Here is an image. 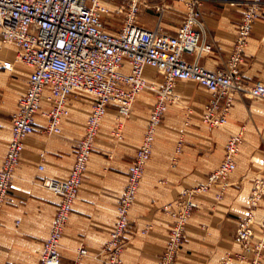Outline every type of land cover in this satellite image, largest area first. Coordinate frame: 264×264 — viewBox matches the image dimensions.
<instances>
[{
	"label": "crops",
	"instance_id": "crops-1",
	"mask_svg": "<svg viewBox=\"0 0 264 264\" xmlns=\"http://www.w3.org/2000/svg\"><path fill=\"white\" fill-rule=\"evenodd\" d=\"M128 1H101L110 10L109 17L105 18L109 30L118 31L123 26V13L119 9ZM139 1L140 24L169 34L178 31L189 5L188 0ZM202 4L200 20L205 40L213 49L202 56L200 62L214 70L224 67L231 54L247 2L204 0ZM8 47L15 50L13 46H3L1 60L6 59ZM242 68L246 82H264V5L246 47ZM29 76L28 70L22 87L18 79L16 81L0 69V168L12 136L11 115L27 89ZM145 76L150 82L160 85L163 82L152 67L146 68ZM186 81H179L176 90ZM210 95L209 91L207 100ZM92 104L90 98L71 97L68 101L70 113L63 118L59 135L42 132L47 119L41 114L36 116V130L25 140L0 218V264H40L44 243L51 233L60 203L59 196L42 182L45 178H68L79 142L85 135ZM149 107L144 97L138 96L118 144L111 140L112 126H100L107 137L95 140L78 199L64 228L60 247L62 264H74L82 247L88 249V255L80 264H105L102 252L115 227L119 198L128 183L130 165L150 120ZM116 109L111 105L107 113H117ZM183 118L171 115L163 120L157 131L151 159L131 210L120 264H158L172 221L163 207L183 190L205 182L221 163L230 134L245 127L237 169L228 180L226 193L219 202L216 194L220 186L215 185L198 197L200 207L188 223L177 264H220L222 258L241 247L235 230L248 206L247 198L255 179L264 175V103L237 94L225 127L209 129L191 112ZM183 134L182 150L177 154ZM41 165L44 169H40ZM263 214L264 207L258 210L259 217Z\"/></svg>",
	"mask_w": 264,
	"mask_h": 264
},
{
	"label": "built area",
	"instance_id": "built-area-1",
	"mask_svg": "<svg viewBox=\"0 0 264 264\" xmlns=\"http://www.w3.org/2000/svg\"><path fill=\"white\" fill-rule=\"evenodd\" d=\"M101 1L0 0V50L3 46H13L16 60L30 71L27 89L12 114V136L0 168V218L25 140L36 130V116L41 114L47 119L42 132L59 135L62 120L70 113L68 101L71 97H87L93 102L85 135L79 142L68 178L43 179L44 186L59 196L60 203L51 233L44 243L40 264H62L60 247L64 228L79 196L100 126L111 105L116 106L119 115L114 134L121 137L125 124L122 120L131 116L139 94L147 88L157 94L148 128L130 166L134 183L120 203L119 218L109 243L110 247L118 248L121 231L127 227L128 202L132 200L139 177L151 158L156 128L163 121L169 104L178 98L176 85L179 81H194L210 91L204 119L212 126L227 124L237 94L264 103V82H246L242 68L246 47L264 0H246L231 54L224 67L214 70L200 62V58L213 49L205 40V29L200 20L204 0H188V10L175 34L142 26L138 17L139 0H129L120 7L119 11L125 15L123 26L118 31H111L104 16L109 8ZM3 67L0 59V69ZM147 67L156 69L162 77L163 82L158 88L147 80ZM243 136L244 130L230 135L218 168L209 174L206 183L186 190L184 204L179 202L175 206L172 213L177 217V226L170 238V246L166 248L168 254H178L181 250L185 225L198 207L196 194L217 183L224 184L225 188V181L237 167ZM40 169L44 166L41 165ZM263 197L264 177H259L248 201L251 210L237 229V238L245 252H250L249 246L254 247L255 241H258L257 253H261L264 247V235L257 239L253 228V209ZM178 211H181L179 216ZM261 225L264 233V219ZM78 252L80 255L88 253L85 247ZM233 263L229 258L221 264ZM250 264L260 262L254 259Z\"/></svg>",
	"mask_w": 264,
	"mask_h": 264
},
{
	"label": "rangeland",
	"instance_id": "rangeland-1",
	"mask_svg": "<svg viewBox=\"0 0 264 264\" xmlns=\"http://www.w3.org/2000/svg\"><path fill=\"white\" fill-rule=\"evenodd\" d=\"M109 14H110V10L104 14L105 18L109 17L108 16ZM122 15H123V23H124L125 15H124V13ZM5 56H6V59H2L1 60L2 61V65L4 66L2 68L3 71H7V74L9 76L15 77L16 81L18 79V81L21 82V84H22V82L25 81V79H26V77L28 75V70H27L26 66L21 64L20 62H18L16 60L15 50L12 47H8L6 49V55ZM152 83H154L153 85L156 88H158L160 86V84H158L157 82H152ZM179 86L180 87H178V89L176 90V94H177L178 98L176 100H174L172 103H170V105L168 107V110H167L163 120H165V118H167V117H170L171 115H175V116L176 115H180V116H182V118L183 117H187L189 112H191V115H195V116L198 115V117L201 120L200 122L202 124L206 125V127L209 128V129H212V128H215V127H225L226 126V125H224V126H212L208 122L205 121V119H204V110H205V104L207 102V98L206 97H208L207 94L209 95V91L205 87L201 86L200 84H198L197 82H194V81L182 82ZM22 87H23V84H22ZM178 92L179 93L181 92V94L179 95ZM139 96H143L146 104H148L150 106L149 110H150V116H151L152 108L155 105V102H156V99H157L156 92L151 90V89H149V88H147ZM84 113H86V112L84 111ZM144 113H146V109H144ZM129 118H127V120ZM118 119H119L118 113L109 112V114L107 113V115L104 117V120H103L102 125H101V126H107L108 128L110 126H112V134H113L112 136L113 137H112V139L111 138L110 139L113 140V143H116V144H118V143H120L122 141V138L124 136V128H125V125H126V122H127V120H122L123 122H125V124H124V127L122 129L123 130L122 133H121L122 136L118 137V136H116L114 134V130H115L114 127L116 126V122H118ZM11 120H12V115H11ZM185 122L188 124L189 120L186 119ZM162 123H163V121L160 123V125ZM148 125H149V123H148ZM160 125H158L157 128H156V132H155V136H154V142H155V137H156V134H157V131H158ZM147 128H148V126H147ZM105 129H107V128H105ZM241 130H245V127H242ZM241 130L232 132L231 134L240 132ZM145 133H144V135H145ZM144 135H143V138H144ZM183 136H184V134L181 135L180 142H179V144H178V146L176 148V153L177 154L182 150L181 149V144H182ZM106 137H107V135H105L104 132L99 130L96 139L99 138L101 140H104V139H106ZM143 138H142V140H143ZM229 139H230V137H229ZM142 140H141V142H142ZM243 141H244V136H243ZM243 141H242V144H243ZM141 142H140V144H141ZM154 142H153V147H154ZM94 144H95V142H94ZM227 144H228V142H227ZM227 144H226V147H227ZM242 144H241V146H242ZM179 146H180V150H178ZM241 146H240L239 155L241 153ZM152 151H153V148H152ZM225 152H226V149H225ZM224 156H225V153H224ZM223 159H224V157H223ZM223 159H222V161H223ZM148 162H147V164H148ZM147 164H146V166H147ZM146 166H145V168H146ZM88 167H89V165H88ZM236 169H237V167H236ZM236 169L232 172V174L236 171ZM87 170H88V168H87ZM129 170H130V168H129ZM144 170H143V172L141 173V175L139 177L138 183L136 184V189H135V192L133 194V198H132V200L130 202H128V207H129L128 208V215H127V220L128 221H127L126 229L121 231V237H120V241L121 242H119V244H121V245L118 248L116 246H111L110 247L109 243H110V240H111V237H112V232L116 228L117 221H118L119 214H120V210H119L120 203L123 202V199H124V197H126L128 189L131 188L133 186V183H134L133 177H130V173H128V183H127V185L125 187L124 192L122 193V195L119 198V202H118V205H117V208H116V223H115V227H114L113 231L111 232L110 239L108 240V242L105 245V247L103 249V252H102V255L104 256L105 264H120L121 263L122 252H123V249H124L125 244H126L125 236H126V233H127L128 229H129V225H130L131 210H132V207H133V205H134V203L136 201V198H137V196L139 194L140 185H141V181H142V178H143ZM215 170H213V171H215ZM208 176H207V178H208ZM230 176L225 181V188H223L224 184L223 185L220 184V183L215 184V185H219L220 186L219 192H217V194H216V199L219 202L222 201V198L224 197V195L226 193L227 184H228V180H229ZM14 177H15V175H14ZM14 177H13V179H14ZM129 177H130V179H129ZM262 177H264V175ZM207 178H206L205 182H203L201 184L206 183ZM42 184H43V182H42ZM201 184H199V185H201ZM199 185H196V186H193V187H190V188H187V189L183 190V192H181L179 194V196L174 201L167 203L163 207V210L167 214L170 215V217L172 218V221H171V224H170V227H169V230H168L167 243H166V246H165L164 250L161 252V254L159 256L158 264H177L178 263L181 251H182V249L184 247V244H185V238H186V231H187L188 223L190 222L191 218L194 216V214L197 212V210L200 207V204L198 202V197L201 194H203L205 192H208L215 185H213L207 191L200 192L199 194H196L195 199H196V201L198 203V207L190 214V218L187 220V224L185 225V231H184L185 232V238L183 239V243L181 245V250H180V252L178 254L176 252L168 254V252H167V249H168L167 246L168 245L170 246V242H171L170 238L173 235V233H174V231L176 229V226H177L176 225L177 224L176 223V218L177 217H175V215L172 212H175V210H176L175 206L179 202L181 204H184V201H185L184 195H186L185 191L186 190L188 191V190H190L192 188H195V187H197ZM253 187H254V185H253ZM252 192H253V188H252V191H251V193L249 194V196L247 198V202L249 201V197L252 195ZM263 203H264V197L261 200V202L258 204V206L253 209L254 210V215H255V223H254V227L253 228H254V233H255V236H256L257 239L260 236L264 235L263 230H262V225H261V223L263 222V219H264V214H263L262 217L258 216V210L264 207ZM249 210H251V209L249 208V205H248L246 207V209H244V211L242 213L241 220L247 216ZM180 212L181 211L177 212L178 216L180 215ZM241 220L239 221V223L241 222ZM239 223H238V225H239ZM238 225H237L236 230H235V237H236V239L239 242L241 247L235 253L227 254L224 258H222V260L220 261V264L222 263L223 260L229 259V258H231L232 262H234L233 264H250L254 259H255V261L259 260L260 264H264V247L262 248L261 253H257V251L255 249H256V246L258 245L257 244L258 241H255L254 244L251 242L255 246L254 247L253 246H249L250 247V252H247V251L245 252L243 244H241V242L237 238ZM87 251H88V249H87ZM114 254L116 255V257H115ZM86 255H88V253L85 254V255H80L79 252H78V255H77L76 259H75L74 264H80L82 258L85 257Z\"/></svg>",
	"mask_w": 264,
	"mask_h": 264
}]
</instances>
